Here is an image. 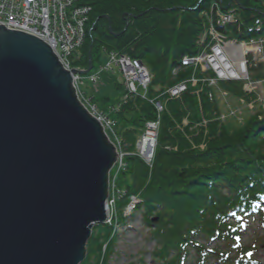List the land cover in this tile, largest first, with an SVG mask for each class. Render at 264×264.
<instances>
[{"label": "trees", "instance_id": "trees-1", "mask_svg": "<svg viewBox=\"0 0 264 264\" xmlns=\"http://www.w3.org/2000/svg\"><path fill=\"white\" fill-rule=\"evenodd\" d=\"M75 5L90 12L74 68L87 69L90 59L89 74L94 73L115 53L141 63L151 75L144 98L123 90V99L112 106L108 98L84 95L116 125L123 124L119 137L127 151L144 124L159 117L151 166L130 156L118 174L123 196L116 198V225L127 222L123 210L135 197V214L155 244L151 264H264L255 257L257 249L264 253V241L241 242L250 219L264 227V110L257 108L241 124L226 121L217 90L248 104L256 94L231 81L188 85L173 99L165 93L192 76L200 78L198 69L180 64L212 46L211 27L228 40L254 37L256 21L264 28V0H78ZM224 14L232 21L218 25ZM248 75L264 81V61L252 63ZM115 229L92 227L81 264H108Z\"/></svg>", "mask_w": 264, "mask_h": 264}, {"label": "water", "instance_id": "water-1", "mask_svg": "<svg viewBox=\"0 0 264 264\" xmlns=\"http://www.w3.org/2000/svg\"><path fill=\"white\" fill-rule=\"evenodd\" d=\"M91 70L66 72L44 42L0 25V264H81L106 219L118 157L71 80Z\"/></svg>", "mask_w": 264, "mask_h": 264}, {"label": "built area", "instance_id": "built-area-1", "mask_svg": "<svg viewBox=\"0 0 264 264\" xmlns=\"http://www.w3.org/2000/svg\"><path fill=\"white\" fill-rule=\"evenodd\" d=\"M77 0H0V25L7 30L19 31L31 35L51 48L63 70L71 72L73 69L72 61L69 56L72 52L77 51L81 47L85 34V24L87 15L90 11L88 7H78L75 5ZM232 20L228 15L222 17L218 23L226 25ZM255 32L260 31V24L255 22ZM253 30H249L251 32ZM210 35L213 41L212 46L208 50L202 51L198 56L193 58H184L181 61L184 67H193L194 70H199L202 77H190L185 82H181L166 90V95L169 98H177L182 93L186 92L187 86H195L197 83H207L209 86L215 85L219 81H246L251 89L255 87L249 82L247 69L254 62H259L264 57V36L257 39H251L248 42H233L224 41L214 32L213 27L210 29ZM52 44V45H51ZM231 55L228 59L225 55ZM67 58H66V57ZM106 64H114L121 70L123 76V85L128 95L145 93L151 80L148 71L138 62L132 61L125 56H118L111 53L107 57ZM222 61V62H221ZM226 63V64H225ZM105 65V64H104ZM107 70V69H106ZM103 70L101 69V72ZM176 72H173L175 74ZM99 72L88 77L90 83L94 84L97 81ZM79 76H72V86L74 88L77 100L84 109L95 118L102 126L112 128L107 119L100 117L95 108L91 107L89 100L84 98L83 93L78 88ZM254 85V87H252ZM255 89V88H254ZM144 98V94L141 95ZM155 108L158 113L161 112V107L156 104ZM159 128V117L157 120L149 121L145 124L141 138L136 143V153L134 157L143 160L147 166H151L153 160V151L156 146V138ZM104 130L106 131L105 127ZM135 153V154H136ZM122 157L120 159V168H122ZM148 163V164H147ZM119 165V164H118ZM114 170L111 173H116L114 178L110 179L114 187L116 183L117 172ZM110 173V172H109ZM123 196L119 193L118 197ZM109 202H106V204ZM138 204L135 197H130L128 205L124 209V216H130ZM116 198L114 195L110 209V215H106V225H112L113 217L115 218ZM107 206V205H106Z\"/></svg>", "mask_w": 264, "mask_h": 264}, {"label": "rangeland", "instance_id": "rangeland-1", "mask_svg": "<svg viewBox=\"0 0 264 264\" xmlns=\"http://www.w3.org/2000/svg\"><path fill=\"white\" fill-rule=\"evenodd\" d=\"M75 53L76 51L72 52L71 55H68L69 60L70 61L73 60L72 62L78 59V56ZM104 59L106 61V57ZM105 61H104L105 65L103 64L104 66L102 65V67H99L97 71L94 72V73L99 72L97 81L94 84L90 83L91 81L88 80V77L91 76L90 74L89 75L87 74L85 76H79L80 80L78 82V88L80 91L85 92L89 98L91 96H95L97 98H108L109 99L108 105L113 106L116 104L118 98L122 97L123 90L125 92V88L122 87L124 86L123 76L120 73L121 70L119 67H116L112 63L106 64L107 61L106 62ZM72 69L77 70V71L86 70V69H81V68L79 69L76 67L75 68L73 67ZM101 69L103 70L102 72H101ZM72 76H76V75L71 74V80H72ZM240 82L244 84L246 83L247 85L246 81L241 80L238 83ZM117 84L120 85V89H116ZM247 87L248 88H245L244 85L242 86V89L244 92L248 94L253 93V94H256L257 96V99L254 104L252 103L248 104L242 98L238 99V98H233L227 95L224 96L216 88L219 99L223 105V108L224 110H227L224 115L226 121L234 120L236 123L241 124L248 116H251L253 112L257 111V108H261L262 110H264V83L261 86L255 84V87H254L253 85L252 87H254L255 89L254 88L251 89L249 86ZM138 95L141 96V94L139 93L129 95V96H138ZM122 99L123 97L121 98V100ZM91 107L95 108L97 113H99L100 117H103L104 119L106 118L109 124L112 126V128H108L104 125L110 140L108 139V137H106V139L108 140L109 143H111V145L114 146V148H116L115 152L118 158H116L115 163H114L115 170L118 171V169L120 168L119 161L121 159V156H123L121 160L122 162L121 166L123 170L120 168L119 171L124 172L126 168L125 160L130 156L137 155L136 143L141 138L142 131L135 141L134 149L132 151H127L125 143L122 141V138L119 137V134L123 129V124L118 123L116 125V123L113 120L109 119L107 116L102 114V111H101L102 107H100L99 109L97 108L96 105L92 103H91ZM156 143H157V138H156ZM153 152H155V150ZM153 159H154V153H153ZM112 170H114L113 167L110 170V173L108 174V187H107V199H106V202H109L108 204L110 206L112 205L114 195H115V198H117L118 194L120 193L118 187L116 191H114L113 189L114 187H112L113 183L112 181H110V179H112V177L114 178V176L116 175V173L115 174L111 173ZM118 174L120 175V173L117 172V177H118ZM106 202H105V207H106ZM115 211L116 210L113 211V215ZM117 232H118L117 240L113 248V254L109 258L108 264H131L134 262H139V260L143 261V264H151V258L149 254L153 251L155 244L153 241L149 239L148 228L140 220L139 214L136 213L134 215V218L130 220V222H128L126 225H123L117 228ZM254 241L258 242L259 245H263L264 227L263 226L259 227L257 221L253 219L250 221L249 231L245 233V235L242 237L241 242L242 243H252ZM214 246L215 245L212 244L210 247H214ZM255 257L257 258L258 261L264 262L263 261L264 253L261 251V249H257Z\"/></svg>", "mask_w": 264, "mask_h": 264}, {"label": "bare ground", "instance_id": "bare-ground-1", "mask_svg": "<svg viewBox=\"0 0 264 264\" xmlns=\"http://www.w3.org/2000/svg\"><path fill=\"white\" fill-rule=\"evenodd\" d=\"M46 43V42H45ZM47 44V43H46ZM52 45V44H51ZM228 59H231L232 58V56L231 55H229V54H227V55H225ZM222 62V61H221ZM226 64V63H225ZM84 98L85 99H87V100H89V98H87L85 95H84ZM90 101V100H89ZM95 119V118H94ZM102 131H103V133L105 134V136L106 137H108V133L104 130V127L102 128ZM108 139L110 140V138L108 137ZM111 144V143H110ZM116 149V148H115ZM114 186L117 188V184L114 182ZM107 206L105 207V211L107 210V209H110V205L107 203L106 204ZM105 214L107 215V216H109L110 215V211L108 210V211H106L105 212ZM141 220V219H140ZM97 225H99V224H97Z\"/></svg>", "mask_w": 264, "mask_h": 264}]
</instances>
